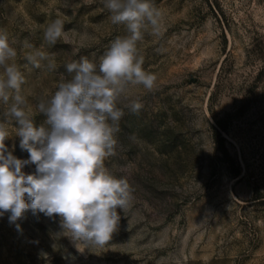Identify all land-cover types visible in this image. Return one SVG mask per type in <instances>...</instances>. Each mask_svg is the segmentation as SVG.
<instances>
[{
  "label": "rangeland",
  "instance_id": "rangeland-1",
  "mask_svg": "<svg viewBox=\"0 0 264 264\" xmlns=\"http://www.w3.org/2000/svg\"><path fill=\"white\" fill-rule=\"evenodd\" d=\"M153 2L161 34L145 32L138 49L156 86L130 90L143 108L125 109L117 155L106 162L134 189L130 208L118 209L117 231L104 247L81 253L55 235L59 217L29 210L10 224L5 214L0 264H264V0ZM109 17L102 0H0V30L16 41L21 94L34 113L66 75V62L98 63L111 41L127 35ZM57 18L64 33L49 46L43 30ZM36 50L55 59V71L46 61L33 67L27 56ZM218 121L229 159L217 147ZM8 127L14 135V122ZM6 144L28 158L18 137Z\"/></svg>",
  "mask_w": 264,
  "mask_h": 264
},
{
  "label": "clouds",
  "instance_id": "clouds-1",
  "mask_svg": "<svg viewBox=\"0 0 264 264\" xmlns=\"http://www.w3.org/2000/svg\"><path fill=\"white\" fill-rule=\"evenodd\" d=\"M113 25H123L127 35L111 41L99 62L86 56L64 64L54 91L42 94L29 107L21 94L25 76L14 62L16 48L9 34L0 30V217L8 215L10 224L23 219L27 211L34 216L59 217L60 231L78 252L102 248L118 229L120 213L130 208L134 189L127 174L117 175L106 163L117 155L118 133L125 109L138 114L143 108L130 90L142 86L151 92L155 74L143 69L144 59L138 42L150 30L159 36L162 12L153 0H102ZM64 33V20L57 18L43 30V40L54 46ZM25 47H31L25 41ZM35 68L46 61L56 70V61L40 50L27 56ZM44 119L37 123L36 115ZM15 124L14 135L9 130ZM19 138V148L27 159L13 155L6 140ZM35 166L26 173V166ZM127 173V166L119 169ZM17 229L20 228L16 224Z\"/></svg>",
  "mask_w": 264,
  "mask_h": 264
},
{
  "label": "trees",
  "instance_id": "trees-1",
  "mask_svg": "<svg viewBox=\"0 0 264 264\" xmlns=\"http://www.w3.org/2000/svg\"><path fill=\"white\" fill-rule=\"evenodd\" d=\"M226 129L224 125L221 124L220 121L217 122V125L214 127V136L217 141V147L221 152H223L226 159H229L228 152L224 146L223 137L221 136V131ZM237 173V172H236ZM264 203V200H262Z\"/></svg>",
  "mask_w": 264,
  "mask_h": 264
}]
</instances>
